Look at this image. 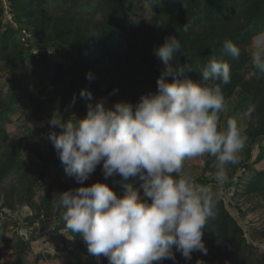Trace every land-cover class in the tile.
<instances>
[{"label": "clouds", "instance_id": "obj_1", "mask_svg": "<svg viewBox=\"0 0 264 264\" xmlns=\"http://www.w3.org/2000/svg\"><path fill=\"white\" fill-rule=\"evenodd\" d=\"M177 52L183 54L176 36L153 49L165 67L156 90L140 94L134 104L92 103V93L84 88L80 96L89 101L85 116L49 120L53 130L47 138L66 176L78 184L54 193V207L97 264L101 257L108 264H153L175 262V252L185 260L194 251L207 252L202 230L215 219L219 193L184 173V163L215 157L214 179L221 187L228 180L227 167L239 163L247 136L236 120H219L226 111L223 87L231 83L226 60L211 56L194 80L188 74L194 70L191 64L174 63ZM249 54L253 68L264 72V32L254 36ZM241 55L231 39L223 42L221 56L239 60ZM86 78L91 81L93 74ZM97 166L105 180L120 177L113 180L120 194L101 180L84 183ZM137 176L139 188L129 182ZM20 234L28 238L27 232Z\"/></svg>", "mask_w": 264, "mask_h": 264}, {"label": "rangeland", "instance_id": "obj_2", "mask_svg": "<svg viewBox=\"0 0 264 264\" xmlns=\"http://www.w3.org/2000/svg\"><path fill=\"white\" fill-rule=\"evenodd\" d=\"M39 1L0 0V35L3 36V42L0 37V44L7 48L6 54L0 53V149L7 151V147L11 148L14 143L20 141L18 157L24 167L23 171L19 172L21 178L19 177L17 185L12 188L9 184L15 181L18 170L12 171L4 179V190L0 191V264H16L17 256H21L24 264H97L79 234L71 233L65 227L60 212L54 207V193L74 189L78 184L74 178L66 176L63 165L47 138L49 131L53 130L49 120L59 116L65 120L72 115L78 118L85 116L89 101L80 96L81 89L84 88L92 93V103L102 100L108 107L116 101H123L124 97L118 89L113 88L119 79L117 73H108L102 65H97L81 74V78L87 82L86 86H83L71 57L64 52L65 49L57 48L52 41L34 37L32 25L30 26L23 17L21 6L29 3L39 7ZM44 2L45 9L49 14L53 13L52 16L62 13L68 5V0ZM131 3L136 16L131 15L129 21L135 19L144 23V31H158L170 13L167 0H124L121 14ZM95 6L96 0L87 5L80 3L72 14L90 17ZM42 16L39 14V18ZM101 18V13L96 12L93 22H101ZM253 38L254 36L243 46L248 54L243 73L250 81V78H262V97L251 101L246 88L237 87L225 100L226 111L219 114L221 124L226 119H234L245 130L247 140L240 153L239 163L227 167L228 180L221 187L216 185L214 179L215 157L187 160L183 171L201 185L212 188L215 185L225 208L241 226L246 243L252 245L253 256L258 257L264 254V196L250 191L248 185L256 172L264 170V134L250 136L257 128V121L261 119L264 122V72L254 69L251 64L249 52ZM17 49H22L26 57L20 62L18 76H15L8 69V55ZM42 64H45V67ZM35 66H38L37 71ZM32 71L34 76L30 78ZM88 72L93 74L91 81L86 78ZM140 86L135 91L137 98L149 90H156ZM68 89L70 93L66 97ZM260 154L262 157L256 159ZM207 158L211 159L209 164H206ZM33 178H36V181L31 199L24 202L20 198L23 195V187ZM119 179L120 177L116 176L105 180L102 168L97 166L84 183L91 184L101 180L120 194V185L113 183V180ZM129 182L133 187L139 188L138 176L130 177ZM47 196L49 210H42L37 215L36 209L44 205ZM22 230L28 233V238L21 236ZM201 253L194 251L192 256L201 258ZM177 254L178 252H175V256ZM242 262V258H238L235 264ZM99 264H108V261L101 257ZM157 264H174V261L166 259Z\"/></svg>", "mask_w": 264, "mask_h": 264}, {"label": "trees", "instance_id": "obj_3", "mask_svg": "<svg viewBox=\"0 0 264 264\" xmlns=\"http://www.w3.org/2000/svg\"><path fill=\"white\" fill-rule=\"evenodd\" d=\"M91 1L68 0L67 9L55 16L45 9L44 0L37 3L40 8L29 3L21 6L23 17L30 26L32 25L34 37L52 41L57 48H64V52L69 54L79 72L77 76L82 80L83 86H86L87 82L81 78V74L92 67L102 65L108 73L119 75L113 88L118 89L124 97L123 101L134 104L138 100L135 93L137 87L141 85L156 89V80L165 67L163 62L153 55V49L167 37L176 36L181 42L183 54L177 52L174 63L177 66L191 64L194 70L188 74L192 79L198 80L200 69L207 60L211 56H217L226 60L231 68V83L223 87L225 100L237 87L246 88L251 101L262 97V78H250V81L243 73L248 58L243 46L257 33L264 32V0H167L170 13L158 31H144V23L134 22L133 19L129 21V17L135 14L132 10L134 2L121 14L124 0H96L94 12L90 13V17L72 14L80 3L87 5ZM136 5L139 6L140 3ZM96 12L101 13V22H93ZM38 13L43 15L42 18H39ZM185 25L188 26L187 31H184ZM93 32L99 35L91 37ZM0 37L3 42V36ZM226 39H231L241 48L242 55L239 60L221 56L222 45ZM0 47V53L6 54L7 48L1 44ZM25 57L22 49L8 55L10 73L18 76V66ZM42 66L45 67V64ZM35 67L37 71L38 66ZM29 76L32 78L34 71ZM69 93L70 89L65 96ZM261 122V119L257 121L259 127L257 125L250 134L251 137L264 134V122ZM19 147L20 141H17L11 148L7 147V151L0 149V191L4 190L3 181L12 171L18 170L15 181L9 184L12 188L21 178L19 174L24 167L18 157ZM261 157L260 154L256 159ZM210 162L211 159L207 158L206 164ZM35 181L36 178L30 179L24 185L23 195L20 196L24 202L31 199ZM214 186L213 189L216 190ZM248 188L255 194L264 196V170L256 172ZM48 204L47 196L44 205L36 209V214L39 215L42 210L47 212ZM215 213V219H209L202 230V240L207 249L206 254L200 252L202 261L205 264H235L238 258H242V264H264V254L253 256L252 245L246 243L241 226L225 208L219 195ZM20 257L17 256L16 264H24ZM178 259L179 252L174 264H178ZM198 259L196 257V261Z\"/></svg>", "mask_w": 264, "mask_h": 264}, {"label": "built area", "instance_id": "obj_4", "mask_svg": "<svg viewBox=\"0 0 264 264\" xmlns=\"http://www.w3.org/2000/svg\"><path fill=\"white\" fill-rule=\"evenodd\" d=\"M195 252L197 253V251H195ZM196 257H198L199 260L202 261V259H201L199 256H192V257H191V260H185V259L182 257V255H179L178 264H195V262H196ZM202 262H203V261H202ZM203 264H205V263L203 262Z\"/></svg>", "mask_w": 264, "mask_h": 264}]
</instances>
